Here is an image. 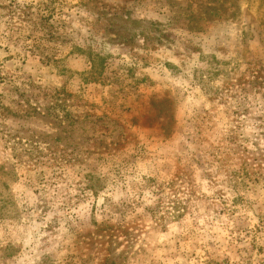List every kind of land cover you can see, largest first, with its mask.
<instances>
[{"label":"rangeland","instance_id":"1","mask_svg":"<svg viewBox=\"0 0 264 264\" xmlns=\"http://www.w3.org/2000/svg\"><path fill=\"white\" fill-rule=\"evenodd\" d=\"M0 264H264V0H0Z\"/></svg>","mask_w":264,"mask_h":264}]
</instances>
